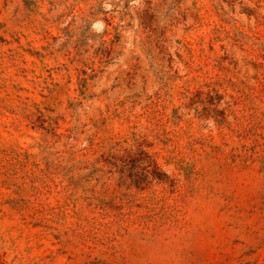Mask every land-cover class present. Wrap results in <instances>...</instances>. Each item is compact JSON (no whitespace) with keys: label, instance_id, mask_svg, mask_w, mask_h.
<instances>
[{"label":"rangeland","instance_id":"1","mask_svg":"<svg viewBox=\"0 0 264 264\" xmlns=\"http://www.w3.org/2000/svg\"><path fill=\"white\" fill-rule=\"evenodd\" d=\"M0 264H264V0H0Z\"/></svg>","mask_w":264,"mask_h":264}]
</instances>
